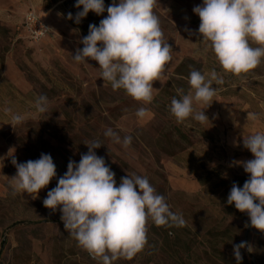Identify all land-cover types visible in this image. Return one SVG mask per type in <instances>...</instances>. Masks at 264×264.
<instances>
[{
	"label": "rangeland",
	"instance_id": "374dc122",
	"mask_svg": "<svg viewBox=\"0 0 264 264\" xmlns=\"http://www.w3.org/2000/svg\"><path fill=\"white\" fill-rule=\"evenodd\" d=\"M35 1L0 0V264H98L64 229L61 212L43 205L69 160L78 163L88 151L85 143L92 140L104 145L95 151L115 173L117 186L127 175L147 177L170 210L186 221L183 227H158L149 220L145 248L133 259L113 264H237L233 244L241 241L253 248L252 253L241 249V264H264V232L245 227L250 225L247 213L227 204V184L235 176L249 178L233 162L254 158L243 147V137L264 133V58L251 76L238 82L236 75L223 72L198 35L185 31L198 32L200 20L193 8L203 0H156L154 13L173 51L164 77L153 83L154 96L184 57L208 67L205 75L215 70L246 95L222 96L218 90L208 108L194 103L196 111L206 108L209 122L190 118L178 124L169 111L171 98L144 105L103 82L98 62L74 61L72 55L83 47L79 41L88 34L89 24L99 25L95 13L76 24L75 14L82 11L75 7L76 0H38L41 9ZM55 1V11L44 14ZM27 11L47 23L45 38H29L22 25ZM69 12L70 22L64 17ZM42 94L49 101L45 114L34 107ZM140 107L148 109L143 119L135 115ZM6 109L22 115L23 122L12 126ZM248 112L259 118L248 121ZM108 128L121 141L132 136L130 147L105 137ZM42 153L52 156L56 176L35 200L26 193L14 194L9 186L16 173L11 159L23 163Z\"/></svg>",
	"mask_w": 264,
	"mask_h": 264
},
{
	"label": "clouds",
	"instance_id": "9594fccd",
	"mask_svg": "<svg viewBox=\"0 0 264 264\" xmlns=\"http://www.w3.org/2000/svg\"><path fill=\"white\" fill-rule=\"evenodd\" d=\"M156 0H112L105 6V0H76L75 7L82 11L75 14L79 24L89 12L97 16L107 12L99 25L89 24L88 34L79 41L74 61L98 62L100 78L110 83L112 89L123 90L128 96L144 105L154 99L153 83L161 81L166 66L172 60V47L164 39L159 17L154 13ZM193 12L199 17L198 32L185 28L189 35H198L205 49H210L226 74L240 76L258 67L264 58V0H203ZM67 19L72 20L69 12ZM49 28L41 25V32ZM255 45V46H253ZM222 85L223 78L215 71L202 74L192 69L188 83L190 90L180 98L173 97L169 106L171 115L178 124L188 119L209 122L204 113L218 89L213 83ZM195 104L206 105L196 111ZM46 95H39L34 107L40 114L48 112ZM11 114V109H6ZM135 115L143 119L148 115L146 107L137 109ZM258 114L248 112L247 120L256 121ZM24 117L11 114V125H19ZM104 136L127 149L132 136L121 141L112 128ZM243 147L253 154V159L234 161L242 166L249 178L243 187L233 183L227 204L247 213L250 225L264 232V133L257 132L243 137ZM87 153L80 161L69 160L67 171L58 179L56 187L47 192L43 199L45 208L53 213L61 212L64 229L78 242L98 264H113L118 259L131 260L148 243V221L155 226L183 227L186 224L182 214L170 210L163 195L158 194L147 177L127 175L121 178L119 186L115 173L95 149L104 146L99 140L86 142ZM16 168L9 178L13 193L28 194L33 200L40 190L49 185L56 176V165L50 154L42 153L37 160L18 163L11 159ZM241 249L252 253L247 241L233 244V255L237 264L243 259Z\"/></svg>",
	"mask_w": 264,
	"mask_h": 264
},
{
	"label": "trees",
	"instance_id": "16d2710c",
	"mask_svg": "<svg viewBox=\"0 0 264 264\" xmlns=\"http://www.w3.org/2000/svg\"><path fill=\"white\" fill-rule=\"evenodd\" d=\"M56 2L57 1L52 3L53 5L52 4L47 5L46 8H52ZM111 3H112V0H105V4L107 6L110 5ZM106 16H107V12L105 11V13H103L100 16H96L94 19H95V21H98V20L103 19ZM64 17H66V20L68 22L71 21V20L67 19V15H64ZM192 69L199 70V71H201L202 74H205L208 67L202 66L197 60H195L192 57H184L177 64V66L173 69L172 73L167 78V80H165V82L163 83L162 87L160 88L158 94L154 96L152 103L156 104L159 101H162L163 97H169L171 99L173 97H176L179 99L181 96V90H182V94H187V91L190 89V85L188 83V78H189L190 71ZM251 71H254V70H251ZM249 76H251L250 73L241 74L240 76H237V78H235V80H237L238 82L243 81L245 77L247 78ZM230 82L231 81L224 82L222 85H220L217 88L219 90V95H222V96H225V95L238 96L240 98L246 99V95L244 93L238 92V90L236 88L231 86ZM107 85H110V83H107ZM121 91L123 92V94L127 95L123 90H121ZM177 132L179 134V137H181V138L184 137V135L181 132H179V131H177ZM190 145H192V144H190ZM171 156L176 158L177 154L175 155L172 153ZM246 180H247V178H245V177L235 176L227 184V188L231 189L233 183H236L238 186H241L242 183H244Z\"/></svg>",
	"mask_w": 264,
	"mask_h": 264
},
{
	"label": "built area",
	"instance_id": "2783aa9c",
	"mask_svg": "<svg viewBox=\"0 0 264 264\" xmlns=\"http://www.w3.org/2000/svg\"><path fill=\"white\" fill-rule=\"evenodd\" d=\"M22 25L26 32L28 33V36L32 40H40L45 38L49 30L47 32H41V25H44L45 27L49 28L47 23L42 20L37 14H35L33 11H27L24 14Z\"/></svg>",
	"mask_w": 264,
	"mask_h": 264
},
{
	"label": "crops",
	"instance_id": "0c3cea01",
	"mask_svg": "<svg viewBox=\"0 0 264 264\" xmlns=\"http://www.w3.org/2000/svg\"><path fill=\"white\" fill-rule=\"evenodd\" d=\"M35 5L41 9V6H40V3L38 2V0L35 1ZM54 11H55V10H53V8H52V9L49 10L48 12H45V11L43 10V13H44V14H49V13L54 12Z\"/></svg>",
	"mask_w": 264,
	"mask_h": 264
}]
</instances>
